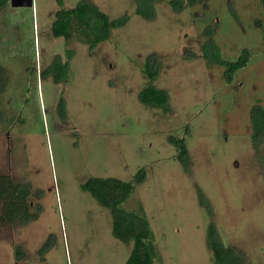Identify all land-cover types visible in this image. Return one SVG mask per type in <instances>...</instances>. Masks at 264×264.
<instances>
[{
    "label": "rangeland",
    "instance_id": "obj_1",
    "mask_svg": "<svg viewBox=\"0 0 264 264\" xmlns=\"http://www.w3.org/2000/svg\"><path fill=\"white\" fill-rule=\"evenodd\" d=\"M90 1L110 19L128 16L94 47L79 32L69 44L53 34L58 0L0 7V174L29 186L32 211L41 209L27 224L0 220V264H126L133 242L115 236L111 208L83 184L137 174L122 206L142 207L155 264H214L212 222L246 264H264V139L257 150L251 118L264 107L262 0ZM68 49L67 80L56 81L48 70ZM215 51L248 61L231 74L208 59ZM148 60L166 106L140 101Z\"/></svg>",
    "mask_w": 264,
    "mask_h": 264
},
{
    "label": "trees",
    "instance_id": "obj_2",
    "mask_svg": "<svg viewBox=\"0 0 264 264\" xmlns=\"http://www.w3.org/2000/svg\"><path fill=\"white\" fill-rule=\"evenodd\" d=\"M6 0H0V7ZM174 0L173 4L178 7ZM264 4V0H262ZM60 9L56 12V18L52 25V32L55 36L65 38L67 44L74 38L76 32L83 34L81 39L90 43L91 47L108 39L111 35L112 28L123 26L128 21V16H122L110 19L107 13L101 10L95 3L90 0H81L76 7L63 8V0H58ZM144 11L143 8H140ZM149 16L148 13H141ZM208 44V45H207ZM210 42L205 45L206 52ZM69 58L63 65L55 61L49 72L55 73L56 81L67 80L70 59L73 50L68 49ZM213 57L208 59L220 62L227 71L233 74L237 69L243 67L248 58H239L236 61L220 59L215 51ZM211 58V59H210ZM155 65L148 60L146 62L144 73L149 79V84L144 87L140 93V101L150 106H166L169 101V93L166 89L157 87L154 84L156 73ZM63 78V79H62ZM6 81L3 66L0 64V93L5 89ZM252 127H253V144L259 150L264 139V107L254 106L252 109ZM174 143L178 147L179 158L188 164V149L185 139H176ZM143 175H136L134 180H123L118 177H92L83 184V188L90 191L94 197L103 205L108 206L113 214V232L115 236L126 242H133L131 254L126 264H155L158 257L157 247L155 245L154 233L150 222L146 217L142 207L138 210H128L122 204L132 195L135 183L142 179ZM30 187L24 183L14 180L13 178L0 174V220L5 223L14 224L18 221L27 224L36 220L40 214V206L37 211L33 212V204L29 201ZM200 202L212 210V205L206 195L200 190ZM33 212V213H32ZM208 247L213 254L214 264H246L245 256L235 247L226 246L220 239L217 227L214 222L209 226Z\"/></svg>",
    "mask_w": 264,
    "mask_h": 264
},
{
    "label": "water",
    "instance_id": "obj_3",
    "mask_svg": "<svg viewBox=\"0 0 264 264\" xmlns=\"http://www.w3.org/2000/svg\"><path fill=\"white\" fill-rule=\"evenodd\" d=\"M14 7H31L34 5V0H11Z\"/></svg>",
    "mask_w": 264,
    "mask_h": 264
}]
</instances>
